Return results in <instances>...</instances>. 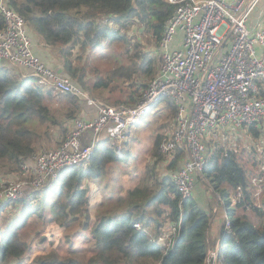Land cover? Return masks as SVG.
I'll list each match as a JSON object with an SVG mask.
<instances>
[{
  "label": "trees",
  "instance_id": "1",
  "mask_svg": "<svg viewBox=\"0 0 264 264\" xmlns=\"http://www.w3.org/2000/svg\"><path fill=\"white\" fill-rule=\"evenodd\" d=\"M7 1L23 16L29 30L37 38L47 46L59 47L63 74L81 88L94 92L109 89L116 81H131L135 89L126 101H120L118 105H133L141 97L156 74L153 55L138 50L131 52L127 48L126 66L113 72L108 79L90 82L87 66L83 62L77 63L73 50H86L88 46L103 48L106 43L117 40L129 43L127 33L123 34L122 29L134 22L151 33V37L158 42L164 23L174 8L165 0ZM143 80L145 83L141 82ZM44 99L67 100L71 105L65 111L68 119L82 113V107L70 95H61L51 88L38 85L30 75L22 77L17 69L0 65V160L20 165L23 159L34 154L33 148L9 133L1 119L26 120L36 117L44 123L58 124L50 116ZM167 108L171 114H175L176 108L172 103L167 102ZM119 151L108 140H103L93 150L86 166L76 165L64 171L57 180L33 191L31 201L38 192H42L38 205L32 207L28 200L24 203L21 218L7 225L4 231L0 230V264H203L210 245L208 233L212 216L211 211L200 206L193 198L181 200L171 181L177 159L183 157L182 148L176 151L167 166L172 171L170 174L150 184L134 187L128 191V202L123 210L96 218L91 231L96 252L91 259L84 262L71 254L25 262L28 245L21 231L29 217L36 214L38 218H44L49 213L50 219L61 227L80 220L91 222L87 181L102 178L109 164L121 161ZM147 173L149 176L152 174L151 171ZM202 175L210 182L213 195L219 196L218 201L227 214L220 223L219 236L215 241L219 246V264H264V203L261 206L253 205L248 174L238 153L225 151L221 147L214 148ZM238 189L241 199L234 206L244 211L250 209L260 220L258 225H254L245 215H236L234 209H229L232 202L229 190L237 192ZM10 203L12 201L2 205L0 212ZM158 218L172 222L176 227V237L167 251L157 243L163 226ZM226 221L230 225L229 231H225ZM134 223H140L141 228L136 229ZM150 227L153 231L149 230Z\"/></svg>",
  "mask_w": 264,
  "mask_h": 264
},
{
  "label": "built area",
  "instance_id": "2",
  "mask_svg": "<svg viewBox=\"0 0 264 264\" xmlns=\"http://www.w3.org/2000/svg\"><path fill=\"white\" fill-rule=\"evenodd\" d=\"M165 1L174 8L157 42L156 74L135 104L113 107L99 103L68 76L46 65L34 52L23 16L7 0H0V65L25 71L38 85L75 98L83 109L57 147L22 160V179L0 187V207L40 190L76 165L87 164L103 140L120 148L114 144L150 110L164 106L163 101L172 103L176 112L172 130L161 138L158 151L171 156L179 148L184 150L183 163L170 176L181 200L192 198L211 144L216 148L219 142L246 135L258 136L253 146L261 176L255 181H264V137L260 135L264 132V21L254 29L247 25L261 0ZM177 34L179 47L174 46ZM237 192L234 204L241 199L240 189ZM133 226L141 228L140 223ZM229 230L226 221L225 231ZM171 240L165 242L159 235L157 243L168 250ZM216 246L208 252L206 264L218 257V242Z\"/></svg>",
  "mask_w": 264,
  "mask_h": 264
},
{
  "label": "rangeland",
  "instance_id": "3",
  "mask_svg": "<svg viewBox=\"0 0 264 264\" xmlns=\"http://www.w3.org/2000/svg\"><path fill=\"white\" fill-rule=\"evenodd\" d=\"M26 27L28 29L27 24ZM122 33H127V42L129 43L117 40L106 43L103 48H90L88 46L86 50L78 48L73 50V55L78 59L77 63L81 64L83 62L87 66L89 72L88 80L90 82L96 79H108L113 72L117 71L120 67L126 66L128 63L127 48L131 52L138 50L153 55L155 72L157 71L160 64L157 54L158 47L155 39L151 37V33L145 31L137 22L132 23L126 29L123 28ZM179 41L180 35L177 34L174 38V46L179 47ZM8 67L17 69L22 77L29 76L25 71L17 67ZM141 82L145 83L144 80ZM114 84L109 89H101L94 92L86 89V91L99 103L113 107L130 106L123 103L118 105V103L126 101L127 97L135 89L132 82L116 81ZM43 103L48 107L50 116L54 117L58 124L44 123L36 117L26 120L1 119V122H3L9 133L15 135L23 143L33 148V155H36L42 149L57 147L71 130L74 120V118H66L65 111L71 106L67 100L56 99L51 101L44 99ZM163 103L164 106L161 105L158 109L150 110L137 126H132L120 143L114 144L120 147L118 148L120 150L118 153L122 160L109 164L102 178L88 179L87 188L90 198L89 219L91 222L85 223L80 220L66 227H61L50 219L49 213H46L44 218H38L36 214L33 217H29L28 222L21 231L22 238L28 245V249L24 254L26 263H31L42 257L61 258L71 254H73L72 257L80 261H88L96 252V249L93 248L94 242L91 234L92 224L96 218L120 212L128 202V191L136 186L147 185L150 182L160 180L162 176L170 174L183 163L184 153L183 157L177 159L175 168L172 171L168 170L167 166L176 153L171 156H165L157 149L161 138L170 134L175 117V114H171V111L167 108V102L163 101ZM255 139L256 135H251L247 138L242 136L241 138L233 139L232 142L227 140L215 145L227 147L228 150H234L238 153L239 160L244 165L248 174L249 189L253 194V205L261 206L264 203V181L260 183L255 181V179L261 176L255 164V150L253 146ZM212 149L214 147L211 144L209 153L213 151ZM87 164L82 165L86 166ZM148 171H151V176L148 175ZM22 177L23 175L19 171L18 164L0 160V187L5 182H17ZM229 192V199L232 201L229 209H234L236 215H245L254 225H258L260 220L250 209H245L244 211L234 206L238 192H231V190ZM31 193L21 198L22 200L12 201L0 212L1 232L5 230L7 225L21 218L24 203L31 199ZM41 197L42 192H38L33 201L29 200L32 207L38 205ZM192 198L200 206L211 211V227L208 233L210 245L206 253L207 256L209 251L217 247L212 234H215L219 220L221 222L224 221L227 214H225L218 201L219 196L213 195L210 182L202 173L197 174ZM158 219L163 224L160 237L162 236L165 242H168L171 238V242H173L174 238L172 236L177 234L174 231L173 223L164 221L163 218ZM149 230L153 231V228L150 227ZM205 259L203 264H206ZM207 264H219V258L216 257L215 262L210 259Z\"/></svg>",
  "mask_w": 264,
  "mask_h": 264
},
{
  "label": "crops",
  "instance_id": "4",
  "mask_svg": "<svg viewBox=\"0 0 264 264\" xmlns=\"http://www.w3.org/2000/svg\"><path fill=\"white\" fill-rule=\"evenodd\" d=\"M17 1V0H16ZM22 0H19L18 2H21ZM264 21V0H261L258 6L254 9L253 13L247 20V25L250 29H254L256 27L257 22ZM31 36H32V42H33V48L36 55L48 66L53 68L54 70H57L60 73L63 72L62 68V61L59 55V47L58 46H47L42 42L39 38H37L33 31L30 30ZM83 112V109H82ZM92 113V111H91ZM82 114V113H81ZM264 137V132L261 133ZM246 138L249 137L248 135L245 136ZM258 136H256V139L254 141H257ZM226 217V215H225ZM220 222L219 220L217 230H215V234L213 233L212 236L214 237L213 240L218 239V233L220 231ZM211 227V226H210ZM210 231V230H209ZM209 239V238H208Z\"/></svg>",
  "mask_w": 264,
  "mask_h": 264
},
{
  "label": "water",
  "instance_id": "5",
  "mask_svg": "<svg viewBox=\"0 0 264 264\" xmlns=\"http://www.w3.org/2000/svg\"><path fill=\"white\" fill-rule=\"evenodd\" d=\"M8 203V202H7Z\"/></svg>",
  "mask_w": 264,
  "mask_h": 264
}]
</instances>
